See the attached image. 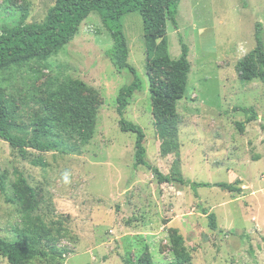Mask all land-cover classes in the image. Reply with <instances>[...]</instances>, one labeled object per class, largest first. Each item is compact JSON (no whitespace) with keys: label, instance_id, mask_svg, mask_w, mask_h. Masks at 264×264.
I'll return each instance as SVG.
<instances>
[{"label":"rangeland","instance_id":"obj_1","mask_svg":"<svg viewBox=\"0 0 264 264\" xmlns=\"http://www.w3.org/2000/svg\"><path fill=\"white\" fill-rule=\"evenodd\" d=\"M24 2V23H37L55 0H0V31L18 23ZM176 22L177 29L167 22L169 55L180 56L181 38L190 63L176 103L177 150L163 151L154 124L138 12L122 18L128 63L141 82L123 117L143 129L146 159L163 174L235 182L241 190L194 191L134 168L135 134L120 129L116 112L118 92L133 76L116 71L106 57L112 39L91 12L47 59L0 69L10 132L22 138L33 136L43 101L63 82L79 79L96 93L94 132L86 143L53 127L43 139L56 150L28 148L22 156L0 138V238L15 240L23 230L38 249H57L25 264H140L145 254L152 264H177L172 229L183 236L189 264H264V79L244 81L235 70L255 46L257 25L264 46V0H181ZM245 107L253 108L256 120L245 122L249 114L239 109ZM238 122H244L242 130ZM0 264L10 263L0 255Z\"/></svg>","mask_w":264,"mask_h":264},{"label":"trees","instance_id":"obj_2","mask_svg":"<svg viewBox=\"0 0 264 264\" xmlns=\"http://www.w3.org/2000/svg\"><path fill=\"white\" fill-rule=\"evenodd\" d=\"M181 0H55L45 18L37 23H24L27 4L20 5L21 15L17 24L4 26L0 31V69L20 64L31 59L45 60L53 52L69 43L78 30L81 21L91 12H97L102 24L109 31L112 44L105 51L116 71L128 69L133 78L123 85L117 95L116 112L119 127L124 132L135 134L134 168L143 166L150 170L159 182L171 181L188 185L196 191L199 187H219L224 190L240 191L236 183L189 181L179 174L165 175L146 159L145 133L136 123L123 117L130 97L141 88L140 79L133 66L128 63L129 47L123 32L122 18L126 13L138 12L142 18L145 41V70L148 75L152 116L161 141L163 151L178 148L179 114L176 103L186 90L190 63L188 46L180 38V56L172 59L168 51L167 22L177 29L176 16ZM255 46L236 63L239 79L251 81L264 79V46L258 31ZM44 114L35 122L31 138H22L10 132L7 104L0 90V138L19 150L22 156L28 148L38 151H54L56 143L43 139L53 127H59L73 134L81 143L92 137L96 116V93L82 80L70 79L50 92L43 101ZM248 113L245 122L257 119L251 107L239 108ZM243 129L244 122H238ZM264 130V120L261 124ZM206 214V210L202 209ZM209 226L216 228L215 216L207 214ZM28 233L19 230L15 240L0 238V255L10 264H25L36 256H53L57 249L43 251L28 240ZM171 248L177 264H189L191 255L184 244L183 236L176 229L170 232ZM53 253V254H52ZM124 264H135L125 259ZM140 264H152L149 254H145Z\"/></svg>","mask_w":264,"mask_h":264}]
</instances>
